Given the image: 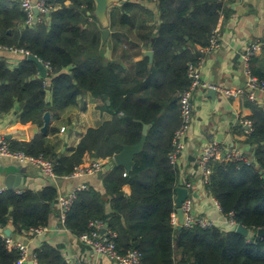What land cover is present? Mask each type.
Wrapping results in <instances>:
<instances>
[{"label": "trees", "instance_id": "trees-1", "mask_svg": "<svg viewBox=\"0 0 264 264\" xmlns=\"http://www.w3.org/2000/svg\"><path fill=\"white\" fill-rule=\"evenodd\" d=\"M157 3L161 19L158 31L140 34L154 50V64L150 65L146 56L128 70L120 60L107 61L103 54V25L94 13L95 0H54L52 12L32 26L26 25V12L19 0H0V45L27 51L51 67L45 78L28 57L16 68L0 57V111L11 112L19 103L21 123L43 126L47 111L57 117L60 110L76 104L80 95L91 92L105 101L104 108L113 115L102 126L88 129L69 156L56 153L44 134L31 142H11L10 147L34 156L43 154L53 162L56 175L65 177L82 165L88 152L104 160L125 145L138 144L145 124H149L132 170L124 176L125 167L116 166L106 178L114 202L113 218L107 221L104 198L89 187L78 192L66 217L67 229L80 236L90 231L91 220H104L117 234L118 250H138L143 264H264V236L258 235L259 229H264L262 107L254 106L248 117L254 129L250 141L257 145L256 161L247 164L221 158L213 163L208 184L223 213L233 214L253 235L247 237L217 225L179 229L173 221L178 210L180 169L170 154L175 132L182 125L180 99L191 83L188 66L202 56L199 48L209 44L227 1ZM135 11L141 13L145 8L127 0L111 7L108 15L112 21L120 16L123 25L134 29L138 27L131 15ZM123 42L127 49L121 57L126 59L128 50L139 45L128 36ZM252 65L254 73L264 80V58L254 57ZM57 198L54 186L0 191V227L10 223L19 231L47 227ZM62 249L61 245L44 243L35 253L38 264H69ZM20 256L0 233V264H24Z\"/></svg>", "mask_w": 264, "mask_h": 264}, {"label": "crops", "instance_id": "crops-1", "mask_svg": "<svg viewBox=\"0 0 264 264\" xmlns=\"http://www.w3.org/2000/svg\"><path fill=\"white\" fill-rule=\"evenodd\" d=\"M130 1H134L135 4L145 8V11L141 13L135 11L131 14L135 17V24L139 29L138 27L133 29L123 25L120 16L112 21L108 15L105 23L100 21L103 25L102 38L103 30L105 28L110 30L107 42H103L102 51L105 58L107 61L120 60L128 70L134 62L143 60L147 56V52L153 50L145 44L140 34L157 32L161 24L157 2ZM120 5L122 2L114 3L111 7ZM226 5V10H224L223 16L220 17L217 24V28L221 32L220 45L214 51L205 54L202 78L204 81L215 85L236 88L243 86L247 80L241 63V52L254 41L261 40L264 42V0H234L233 2L227 1ZM127 36L139 46L131 47V50H128L127 58L123 59L121 57L122 52L127 49L123 41ZM0 57L7 59L11 68H16L27 58V55L0 45ZM154 57L153 61L149 57L150 65L154 64ZM260 57L264 58V51H261ZM256 66H258V62ZM132 71L133 69H131V73ZM129 73L128 71L126 74ZM164 99L166 101V97ZM192 101L194 122L186 137L187 146L177 161L180 176L176 189L185 187L186 182L191 183L192 188L189 190V195L194 200V213L213 219L215 225L223 230H235L231 226L230 217L220 211L216 198L200 175L199 160L204 148L211 141H218L226 155V151L236 150L244 158L255 162L257 145L251 143L252 132H248V128L243 122L249 119L254 106L264 108V96H260L257 102H251L240 97H226L219 92L216 95H209L208 90L199 88L194 92ZM104 105L105 101L102 98L87 92L78 97L76 104L60 110L57 117L51 114L52 120L48 133L44 134L47 135V143L54 148L56 153L63 156L71 155L88 129L98 128L105 122L112 120L113 115L104 108ZM20 110V104L16 103L11 112L2 113L0 111V138L5 139L9 145L11 142H31L36 136L43 134L41 132L42 126L20 122L18 118ZM169 114L170 112L166 113V117ZM115 155L112 158L104 159V167L99 173L55 178L47 177L41 170L30 164L21 163L8 157H0V189L3 191L10 189L15 191L42 190L45 187L54 186L58 190L59 197L72 192L83 184H87L90 188L97 190L104 198L106 214L110 217H107V221H110L115 214V209L112 195L108 192L106 178L114 167L120 166L115 160ZM226 155H223L222 158L227 157ZM95 160L97 159L88 152L84 156L82 166H87ZM17 172H21L22 176H16L12 180L14 188L9 189L6 185L8 176ZM17 178L20 179L23 189L15 188L18 183ZM125 190L129 192L127 187ZM177 197L178 192L176 191V205ZM54 206L55 210L50 216L47 230L42 234H36L30 230L19 231L12 223L4 228L0 227V233L3 237H5L6 229H10V237L16 242L26 245L28 255L26 259L21 258L22 263L28 264L30 261H34L33 254L44 243H50L53 246L61 245L63 247L62 254L69 264H119L106 255L97 253L81 241L79 234L64 227L60 223L58 198ZM106 226L111 229L108 222H106ZM34 264H38V261H34Z\"/></svg>", "mask_w": 264, "mask_h": 264}, {"label": "built area", "instance_id": "built-area-1", "mask_svg": "<svg viewBox=\"0 0 264 264\" xmlns=\"http://www.w3.org/2000/svg\"><path fill=\"white\" fill-rule=\"evenodd\" d=\"M145 2H158L159 0H142ZM233 2L234 0H226ZM22 8L26 12V20L25 23L27 26L35 25L36 22L42 21L45 17L52 12L54 9V0H22L21 1ZM38 10V13L36 12ZM220 36L221 32L219 28H215L213 31V35L210 38L209 44L205 47H200V51L202 56L196 62H191L188 66V77L191 81L190 87L184 91L180 99V107L182 112V125L175 132L173 139V150L170 154L171 161L173 163H177L182 152L185 150L187 146L186 137L190 132L193 122H194V114H193V94L199 89H215L220 94L226 97H240L247 99L251 102H257L260 96H264V80L261 79L258 75H256L253 71L252 61L254 57L258 56L264 47V42L261 40L254 41L250 43L244 51L241 52V63L244 68V71L247 75L246 83L243 86H239L236 88L226 87L221 85H215L213 83H209L203 80L202 78V65L204 63L205 54L207 52L214 51L220 45ZM12 51L18 52L21 51L25 53L27 56L30 54L27 51L19 50L17 48H8ZM47 69L49 70L51 67L48 63H45ZM248 128V132H253V124L247 119L243 122ZM227 155L224 152L223 147L220 145L218 141H211L203 150L201 158L199 160V172L203 177V180L206 184H209L210 177L213 172V163L222 158L223 155H226L227 158L236 159L240 161H244L247 164H251L252 162L248 159L244 158L241 154H239L236 150L226 151ZM0 157H8L10 159L16 160L21 163L30 164L39 170H41L47 177L55 178L58 177L56 175L53 162L50 161L43 154L39 156H34L28 154L24 151H15L12 150L9 143L0 138ZM226 158V157H225ZM104 167V160L97 159L91 164L87 166L79 165L75 168L74 172L65 177H74L76 175L81 174H94L99 173ZM128 172L124 173V176H127ZM185 187L190 190L192 188V184L186 182ZM89 186L87 184H83L82 186L76 188L72 192L60 195L58 197V206L60 213V223L66 227V217L69 211H71L73 204L77 198L78 192L82 190H87ZM210 190V188H209ZM3 191V189H0ZM216 203L220 211L223 212L220 203L216 199ZM182 209L185 213V222L184 227L193 228V227H201V228H210L215 225V221L203 215H197L194 213V200L188 194V197L184 200L182 204ZM231 226L235 228V231L238 227V223L233 218V214H230ZM177 212L174 213L173 221L175 224H179ZM90 231L83 233L80 235V239L86 245L94 249L97 253L106 255L110 259L117 261L119 264H143L141 253L134 249L129 250L126 253H121L115 241V237L117 236L116 232L108 229L106 226V222L101 219H93L89 223ZM67 228V227H66ZM47 229L46 227H37L31 228L30 231H33L36 234H42ZM7 244L20 252V257L22 259H26L28 255V250L26 245L21 242H16L10 236H6ZM33 260L36 261V254H33Z\"/></svg>", "mask_w": 264, "mask_h": 264}, {"label": "water", "instance_id": "water-1", "mask_svg": "<svg viewBox=\"0 0 264 264\" xmlns=\"http://www.w3.org/2000/svg\"><path fill=\"white\" fill-rule=\"evenodd\" d=\"M95 1H96V9H95L94 13L102 23H105L106 19L108 17L109 8L114 3H121V2L123 3L127 0H95ZM36 12L38 13L37 9H36ZM109 35H110L109 28H105L103 30V42L104 43L107 42ZM147 56H149L150 60L153 61V57H154L153 50L148 51ZM27 57L29 60H32L37 64L38 69L40 71V75L42 77H45V78L48 77V69L46 67V64L38 56L33 55V54H29ZM216 93H217V91L215 89H211V88L208 89L209 95H216ZM48 100H51V96L48 97ZM43 118H44V125L41 127V132L43 134H47L48 129H49V125H50L51 120H52L51 112L47 111ZM149 127H150V125L145 124L144 130H143V137L138 144H136V145H125L124 149L115 155V160H116L117 164L125 167L127 169L126 171L128 173L132 170V168L135 164V161L133 162L135 155L143 149V146L145 144L146 137L148 134ZM16 176H22V173L21 172L12 173L8 176V180L6 182V185L9 189L14 188L12 186V180H14L16 178ZM17 182L18 183L15 186V188L23 189L24 187H23V185H21L19 178H17ZM23 183H24V179H23ZM176 191L178 192V197H177V207H178L177 212H178V217H179V226L178 227H179V229H182L184 227V222H185V213L182 209V204H183L184 200L188 197L189 190L186 187H182V188L176 189ZM55 204H56V202L54 203V205ZM236 232H238L244 236H247V237L253 235V231L248 229L247 227H245L242 224L238 225ZM10 233H11L10 229H6L5 235L10 236L11 235ZM258 235L264 236V229H259ZM28 264H34V261H30Z\"/></svg>", "mask_w": 264, "mask_h": 264}, {"label": "bare ground", "instance_id": "bare-ground-1", "mask_svg": "<svg viewBox=\"0 0 264 264\" xmlns=\"http://www.w3.org/2000/svg\"><path fill=\"white\" fill-rule=\"evenodd\" d=\"M60 215V214H59Z\"/></svg>", "mask_w": 264, "mask_h": 264}, {"label": "rangeland", "instance_id": "rangeland-1", "mask_svg": "<svg viewBox=\"0 0 264 264\" xmlns=\"http://www.w3.org/2000/svg\"><path fill=\"white\" fill-rule=\"evenodd\" d=\"M45 115V114H44Z\"/></svg>", "mask_w": 264, "mask_h": 264}]
</instances>
